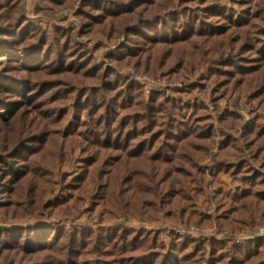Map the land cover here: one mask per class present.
Returning <instances> with one entry per match:
<instances>
[{
    "label": "rangeland",
    "instance_id": "rangeland-1",
    "mask_svg": "<svg viewBox=\"0 0 264 264\" xmlns=\"http://www.w3.org/2000/svg\"><path fill=\"white\" fill-rule=\"evenodd\" d=\"M0 54V264H264V156L215 166L264 122V0H0ZM170 116L219 134L171 178L193 204L117 205Z\"/></svg>",
    "mask_w": 264,
    "mask_h": 264
},
{
    "label": "trees",
    "instance_id": "trees-1",
    "mask_svg": "<svg viewBox=\"0 0 264 264\" xmlns=\"http://www.w3.org/2000/svg\"><path fill=\"white\" fill-rule=\"evenodd\" d=\"M1 55L3 54H0V56ZM255 97H260V94L256 93ZM260 103L264 104L263 99H260ZM150 108L154 109V107L151 106ZM222 114L223 115H221L220 119L226 117L225 111ZM204 116L205 115L203 113H195V119H205L206 117ZM173 118L174 117L171 118L170 116L169 122H167V124L170 127L171 125L173 126L177 122V127L173 126V129H175L173 131H170V128H167V130L164 129L163 132L160 133V136L164 134L165 139L160 140V143H156L160 136L157 137V135H153V133L151 140L149 139V141L145 138V141H140L138 144L132 145V147H130L131 145L128 144V147H130V157L132 158H136L139 155L141 156V153H145V151H147L149 164L151 166V168L148 170L152 171L153 175L145 174L146 172L150 174L147 170H141V173L140 171H138V169H131L132 174L129 171V174L126 176L128 177L131 175L133 177L136 175H140L139 178L141 180L137 179L138 183L136 188L130 187L127 189V191H124L125 189H121L119 191L118 196L120 195V197H124V199L122 200L118 198L119 202L117 205L125 208H130L132 206H135L133 205L134 200L138 201V199H141L142 205L145 208H148L151 206L152 201H150V199H146V196H149L150 194H153L159 200V204L157 203V205H159V207L161 206V208L159 209L160 211L164 210L163 205L165 204V202L167 205L171 206L167 209V214H171V211L173 210L172 208L174 207L180 208L179 210H181L182 213H186L187 206L185 204H189V202H192L191 204H193V197L189 194H186L184 191V186L181 185L182 180H171V178H174L175 174L180 171L181 161L183 162L187 159L186 162H193L195 160L196 155L200 152H203V154L207 153V155H209L210 152L208 154V149L211 147L209 146V144H215V140L217 136H219V134L216 131H213V128L209 125H206V123H200L201 121H197L198 123H193L192 131H180L182 125L185 124ZM236 119L238 121L240 118L236 117ZM152 123L153 122H149V125ZM159 124L162 125L165 123L160 122ZM209 124L212 123L210 122ZM141 134L145 135L146 133L141 132L140 135ZM233 136L234 135H232L230 132L222 131L220 133V151L218 152V155L221 159L219 160L217 156L215 157V166L217 168L221 167L226 163L225 160L227 155H231V152L235 153L236 151L240 150L243 154L245 152V147L251 150V155L254 158L264 156V122L261 121V119L258 118L252 124L245 126L244 132L242 133L244 144L239 145L238 141L237 143L232 142ZM199 140H205L206 142L208 141V145H206L207 143H200ZM156 144H158V146H156ZM145 148H147L148 150H146ZM201 148H203V151H201ZM189 150H194L195 152L191 154ZM243 156L244 157L242 158L244 160L246 154L244 153ZM228 166L229 163L226 165V167ZM159 169L161 171L163 170L162 175L161 172H159ZM254 172L256 173V170ZM233 175L237 177L238 172L236 171V174ZM241 179L245 180L247 179V176L243 174ZM260 183L261 180L259 182V185L255 187H261ZM165 185L168 189L160 197L159 188H162ZM175 185H178L179 187H175ZM192 190L197 192L196 187H192ZM249 192L250 193L246 191V194H243L245 195L243 196V198L250 195L253 196L252 198H255L257 201H264L263 187L261 189H256L255 191ZM166 195L169 196L168 199L165 198ZM157 205H155L154 203V206Z\"/></svg>",
    "mask_w": 264,
    "mask_h": 264
},
{
    "label": "built area",
    "instance_id": "built-area-1",
    "mask_svg": "<svg viewBox=\"0 0 264 264\" xmlns=\"http://www.w3.org/2000/svg\"><path fill=\"white\" fill-rule=\"evenodd\" d=\"M178 231L179 232H182V233H192V232H199L200 229L198 227H195V226H192V227H189V228H178ZM258 233H260L261 235H264V227H261L258 231Z\"/></svg>",
    "mask_w": 264,
    "mask_h": 264
},
{
    "label": "water",
    "instance_id": "water-1",
    "mask_svg": "<svg viewBox=\"0 0 264 264\" xmlns=\"http://www.w3.org/2000/svg\"><path fill=\"white\" fill-rule=\"evenodd\" d=\"M4 226L0 225V228H3Z\"/></svg>",
    "mask_w": 264,
    "mask_h": 264
}]
</instances>
